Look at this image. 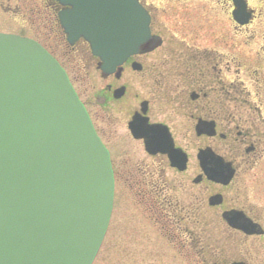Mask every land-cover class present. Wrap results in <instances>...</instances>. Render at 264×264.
Returning a JSON list of instances; mask_svg holds the SVG:
<instances>
[{
  "label": "flooded vegetation",
  "instance_id": "obj_1",
  "mask_svg": "<svg viewBox=\"0 0 264 264\" xmlns=\"http://www.w3.org/2000/svg\"><path fill=\"white\" fill-rule=\"evenodd\" d=\"M43 1L26 10L52 35L33 38L63 63L110 154L120 222L152 223L169 244L160 257L183 264H264V0L151 3L150 41L114 70L71 45L65 7Z\"/></svg>",
  "mask_w": 264,
  "mask_h": 264
},
{
  "label": "water",
  "instance_id": "obj_2",
  "mask_svg": "<svg viewBox=\"0 0 264 264\" xmlns=\"http://www.w3.org/2000/svg\"><path fill=\"white\" fill-rule=\"evenodd\" d=\"M59 1L74 7L62 17L72 41L113 66L149 40L138 0ZM114 195L109 154L64 69L37 42L0 34V264H93Z\"/></svg>",
  "mask_w": 264,
  "mask_h": 264
},
{
  "label": "rangeland",
  "instance_id": "obj_3",
  "mask_svg": "<svg viewBox=\"0 0 264 264\" xmlns=\"http://www.w3.org/2000/svg\"><path fill=\"white\" fill-rule=\"evenodd\" d=\"M8 1L9 0H3L4 4L2 9L0 8L1 33L33 36L35 29L40 27L45 32L52 35L47 17L43 25L41 23L43 18H38V15L33 16L26 10L29 6V0H27V7H25L24 1L23 6L18 2L22 7L21 9H14L19 11L17 13L11 11L6 13L3 7L5 6L6 9H8ZM149 1L150 3H154V0ZM41 2L44 3L43 0H41ZM11 3L17 5V0H11ZM163 3L164 2L160 0L157 4L163 5ZM24 16H26V20ZM76 70V68H72L71 73L73 74ZM130 209L132 210L131 207ZM127 213L133 212L129 211ZM123 219L120 210L119 192L117 191L113 217L107 233L106 242L104 246H102L94 264H183L174 253L169 257H165L164 254L160 257L158 252L164 251V249L168 251L169 244L165 243L159 236V233H157L158 231L152 223L137 220L121 223L120 221ZM139 231H142L144 234H140ZM146 234L148 235L144 237Z\"/></svg>",
  "mask_w": 264,
  "mask_h": 264
}]
</instances>
